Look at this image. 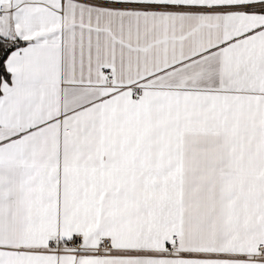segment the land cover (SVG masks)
Here are the masks:
<instances>
[{
	"label": "snow or ice",
	"instance_id": "snow-or-ice-1",
	"mask_svg": "<svg viewBox=\"0 0 264 264\" xmlns=\"http://www.w3.org/2000/svg\"><path fill=\"white\" fill-rule=\"evenodd\" d=\"M0 264H264V0H0Z\"/></svg>",
	"mask_w": 264,
	"mask_h": 264
}]
</instances>
